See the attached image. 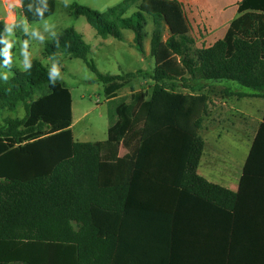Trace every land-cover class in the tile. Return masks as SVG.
Listing matches in <instances>:
<instances>
[{"label": "trees", "instance_id": "obj_1", "mask_svg": "<svg viewBox=\"0 0 264 264\" xmlns=\"http://www.w3.org/2000/svg\"><path fill=\"white\" fill-rule=\"evenodd\" d=\"M21 4L30 22L56 8L54 0ZM71 12L104 39L132 31L143 55L152 24L155 68L147 78L155 84L152 92L119 97L136 74H101L82 34L71 28L58 35L47 55L84 60L114 104L106 141H76L71 91L39 60L26 71L14 67L0 22V65L12 72L0 78V112L25 111L0 125V264H188L201 251L210 254L204 264H259L264 226L242 225L239 209L264 211V193L256 191L264 176H251L264 164V123L238 193L206 181L198 167L210 99L203 83L232 82L264 97V0H243L225 38L208 47L196 46L175 0H127L107 17L77 4ZM252 179L258 184L251 188Z\"/></svg>", "mask_w": 264, "mask_h": 264}, {"label": "rangeland", "instance_id": "obj_2", "mask_svg": "<svg viewBox=\"0 0 264 264\" xmlns=\"http://www.w3.org/2000/svg\"><path fill=\"white\" fill-rule=\"evenodd\" d=\"M55 11L49 17L30 22L23 15L18 16L17 24L8 32L9 43L14 49V67L26 71L31 60L41 61L62 82L72 94L73 99V124L71 130L76 141L99 142L108 139L110 126L109 110L114 104L108 101L105 95V86L98 81V75L93 72L88 64L79 58L66 53H60L58 59L47 55L49 44L58 35L67 29H74L83 35L85 42L90 46L88 61L93 63L98 72L104 75L126 76L131 73L136 75L128 81V84L119 91V97L130 96L132 92L148 90L152 92L155 82L147 78L155 68V59L150 55V35L152 24L146 28L149 35L145 39L146 55L138 51L134 45V33L130 30H122V40L113 37L104 39L100 37L96 29L85 17L72 15L71 6H87L107 17V12L127 0H54ZM12 0H9L11 3ZM135 8L125 15L131 17ZM7 20L8 25L13 24L14 12ZM8 16L4 0H0V17ZM15 18V17H14ZM2 20H0L1 22ZM141 73H138L140 72ZM12 72L0 65V78L6 79ZM138 73V74H137ZM213 84L212 82H209ZM204 84V90L212 92L213 101H219L224 87L219 84ZM228 86L229 84H225ZM180 92H188L184 88H178ZM213 103V106H216ZM24 117L25 111L19 108L16 112H0V125L4 124V118ZM204 132V131H203ZM122 154L125 149L122 147ZM264 260L259 259V264Z\"/></svg>", "mask_w": 264, "mask_h": 264}, {"label": "crops", "instance_id": "obj_3", "mask_svg": "<svg viewBox=\"0 0 264 264\" xmlns=\"http://www.w3.org/2000/svg\"><path fill=\"white\" fill-rule=\"evenodd\" d=\"M180 2L186 11L192 26V37L196 46L208 47L217 41L223 40L228 33L232 22L242 14L239 5L243 0H175ZM14 22L23 15L20 0L19 7H13ZM24 16V15H23ZM0 17L1 22L8 25L7 20ZM225 84H229L226 86ZM224 91L219 101H213L212 92L203 91L209 96V112L206 116L200 135L204 140V150L198 167V174L206 181L224 187L235 193L240 190L245 166L253 148L254 142L264 123V97L257 92L237 86L232 82L219 83ZM228 92V93H227ZM233 95H232V94ZM249 94L239 97L237 94ZM216 103V106H213ZM204 131V132H203ZM122 149V148H121ZM126 152V150H125ZM122 150L120 156H123ZM264 160V156L261 157ZM253 178L264 176V164L252 169ZM264 185V181L262 182ZM258 184L251 180V188ZM256 191L264 193V186L256 187ZM239 222L244 225L264 226V211L256 214L246 208L239 209ZM196 225H204L207 221L191 218ZM204 229V228H203ZM206 253V254H205ZM209 252L198 255L190 254L187 263L204 264ZM209 264H212L210 261Z\"/></svg>", "mask_w": 264, "mask_h": 264}, {"label": "clouds", "instance_id": "obj_4", "mask_svg": "<svg viewBox=\"0 0 264 264\" xmlns=\"http://www.w3.org/2000/svg\"><path fill=\"white\" fill-rule=\"evenodd\" d=\"M4 3L6 5V10L10 16L12 15L11 9L13 7H19L20 6V0H12L11 3H9V0H4ZM13 22H14V17H13ZM6 28L8 31H11V27L9 25H6ZM6 55H7V53H6Z\"/></svg>", "mask_w": 264, "mask_h": 264}]
</instances>
